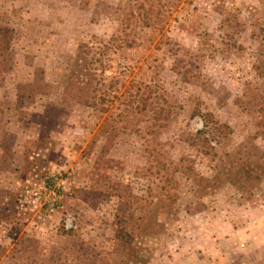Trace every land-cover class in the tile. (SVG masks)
Segmentation results:
<instances>
[{"label":"rangeland","instance_id":"obj_1","mask_svg":"<svg viewBox=\"0 0 264 264\" xmlns=\"http://www.w3.org/2000/svg\"><path fill=\"white\" fill-rule=\"evenodd\" d=\"M123 2L0 0V25L12 34L0 81V264L67 250L71 238L57 235L61 221L84 214L80 223L89 230L92 214L110 218L121 201L140 197L156 182L143 170L141 139L112 115L87 108L86 94L67 73L80 44L111 33L117 15L105 7ZM178 3L176 21L160 32L143 29L139 44L119 51L110 65L127 80L175 97L180 130L194 132L200 112L234 133L215 138L224 159L217 168L221 180L199 198H188V190L170 206V220L160 218L153 228L167 234H160L143 264H199L194 259L203 252L216 257V237L238 241L241 234H226L223 223L264 220V136L253 139L251 127L245 134L238 130L249 125L264 87L250 82L254 59L264 64L256 46L264 35V0ZM93 58L99 72L100 59ZM173 138L164 130L162 149L171 151ZM195 166L208 177L213 172ZM49 177L57 178L47 189Z\"/></svg>","mask_w":264,"mask_h":264},{"label":"trees","instance_id":"obj_2","mask_svg":"<svg viewBox=\"0 0 264 264\" xmlns=\"http://www.w3.org/2000/svg\"><path fill=\"white\" fill-rule=\"evenodd\" d=\"M179 1L124 0L122 5H107L105 12L111 10L117 15L111 33L106 38L93 35L97 38L96 45L80 44L73 64L67 71L70 74L68 78L75 81L79 90L86 94L84 105L87 108L100 116L112 115L123 129L141 139L140 147L145 162L143 170L153 176L156 182L140 197L119 201V211L114 209L110 218L104 214H92L96 215L93 217L96 224H90L89 233L80 223L84 214L72 217L68 222L61 221L57 235L71 238L67 250L61 249L40 258L21 257L15 264H143V259L150 258L149 255L154 252L157 246L154 242L161 241L160 234H167V229H158L156 232L153 228L160 218L170 220V206L174 207L179 197H186L188 190V198H199L201 190L210 191L209 185L216 186L221 180L217 168L224 159L219 155L221 152L215 138L221 131L233 134V128L217 121L211 113L196 112L195 131L180 130L177 128L181 123H177L175 110L178 105L175 97L149 83L134 78L127 80L122 72H116L110 65L119 51L139 44L138 38L143 29L160 32L171 21H176L174 14L179 11ZM259 28L264 32V28ZM11 38V29L0 25V81L3 75L2 57ZM260 40L256 46L262 56L264 35ZM238 48H242V45H238ZM95 55L101 63L99 72L93 69L92 56ZM250 68L255 76L250 82L264 84V64L256 58ZM261 90L249 125H240L238 128L245 134L251 127L254 130L251 137L264 136V87ZM164 130L174 134L169 145L171 151L162 149L159 138ZM196 164L211 168L213 172L208 177L196 169ZM54 179L49 177L44 181L47 189L52 187ZM72 238L81 240L70 244Z\"/></svg>","mask_w":264,"mask_h":264},{"label":"crops","instance_id":"obj_3","mask_svg":"<svg viewBox=\"0 0 264 264\" xmlns=\"http://www.w3.org/2000/svg\"><path fill=\"white\" fill-rule=\"evenodd\" d=\"M255 210L261 212L260 208ZM223 228L226 234L233 236L241 234L237 237L238 241L225 236L220 241L216 237L214 240L216 257L210 258L203 252L204 254L201 253L203 256L197 257L194 262L200 260L199 264H264V220L250 221L249 219L242 223L225 222L221 230ZM233 246L237 248L234 249ZM238 249L240 251L236 253ZM205 258V263H201V259Z\"/></svg>","mask_w":264,"mask_h":264},{"label":"built area","instance_id":"obj_4","mask_svg":"<svg viewBox=\"0 0 264 264\" xmlns=\"http://www.w3.org/2000/svg\"><path fill=\"white\" fill-rule=\"evenodd\" d=\"M50 193H51V194H52V193L54 194L55 192H50ZM49 196H50V195H49Z\"/></svg>","mask_w":264,"mask_h":264}]
</instances>
